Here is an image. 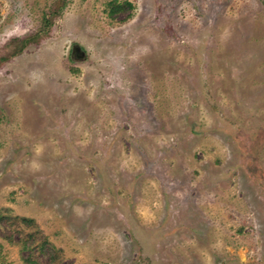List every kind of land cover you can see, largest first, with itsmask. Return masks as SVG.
Segmentation results:
<instances>
[{"label":"rangeland","instance_id":"obj_1","mask_svg":"<svg viewBox=\"0 0 264 264\" xmlns=\"http://www.w3.org/2000/svg\"><path fill=\"white\" fill-rule=\"evenodd\" d=\"M0 264H264V0H0Z\"/></svg>","mask_w":264,"mask_h":264}]
</instances>
